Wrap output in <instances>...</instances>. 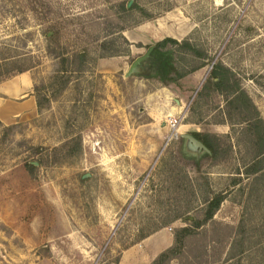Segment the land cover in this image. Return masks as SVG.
Listing matches in <instances>:
<instances>
[{
	"label": "rangeland",
	"instance_id": "rangeland-1",
	"mask_svg": "<svg viewBox=\"0 0 264 264\" xmlns=\"http://www.w3.org/2000/svg\"><path fill=\"white\" fill-rule=\"evenodd\" d=\"M117 2L0 0V83L26 73L40 102L0 123V264H151L163 249L142 240L173 236L212 192L225 194L213 217L219 241L203 237L208 224L193 241L208 244L205 264H264V175L246 173L256 147L225 92L199 93L221 62L264 120V0H132L153 18L127 15L138 22L123 31L127 52L82 72L48 52L42 32L53 26L69 50L86 42L96 57ZM165 36L207 55L185 54L181 67L205 65L168 85L142 76L148 61L125 77ZM170 116H180L177 134ZM192 131L220 137L216 161L185 151L180 134Z\"/></svg>",
	"mask_w": 264,
	"mask_h": 264
},
{
	"label": "trees",
	"instance_id": "trees-1",
	"mask_svg": "<svg viewBox=\"0 0 264 264\" xmlns=\"http://www.w3.org/2000/svg\"><path fill=\"white\" fill-rule=\"evenodd\" d=\"M128 3L129 0H118L116 3V8L111 12L114 23L113 28L103 35L100 44H97L96 49L100 53L96 57L90 58L91 51L86 42L69 50L68 44L62 36L61 29L53 26L46 28L42 32L47 43L48 52L54 54L64 68L69 66L71 70L76 72L86 70L90 61H95L97 58L112 57L127 52L131 43L123 35V31L138 23H127V15L136 14L148 19L153 18V15L146 8L136 2H133L130 6H128ZM111 14H108V16ZM94 24L97 23L82 26L81 31L85 33L87 29L91 30ZM107 35H112L113 37L106 38ZM96 41L98 42L99 40L97 39ZM122 45H124L123 51ZM137 45L140 46L141 44ZM150 46L153 49L148 60V72L142 76L156 79L162 85L177 83L181 78L205 65V63L201 62L189 68L181 67L180 63L185 59V54L207 59V55L188 40L180 41L171 36H165L146 46V48L148 49ZM223 92L226 94L228 114L233 113L239 117V123L244 124L250 134L251 141L256 147L251 164L249 168H246V173L264 175V120L248 94L238 87L233 72L221 62H217L212 66L209 78L205 81L199 93L205 96L211 93L216 96ZM33 95L38 108L39 98L34 92ZM190 134L200 140L210 151L209 153H203L199 159H206L212 162L218 159L221 152L220 137L218 135L211 132L198 131H192ZM236 182L233 181L235 184ZM224 198L225 194L223 192H212V196L205 200L203 206L196 212L197 214L185 217L187 225L174 230L171 245L160 251L153 258L151 264H205L207 262L205 257L208 253L206 250L208 244L204 243L202 248L197 250V246L193 243L194 238L198 234L196 230L208 224L210 227L204 230L203 237L206 238V232L210 230L209 241H219V235L216 234V229L214 228L216 221L213 217Z\"/></svg>",
	"mask_w": 264,
	"mask_h": 264
},
{
	"label": "crops",
	"instance_id": "crops-1",
	"mask_svg": "<svg viewBox=\"0 0 264 264\" xmlns=\"http://www.w3.org/2000/svg\"><path fill=\"white\" fill-rule=\"evenodd\" d=\"M108 67H117L124 70V62L122 65L107 64ZM111 65V66H110ZM127 70V69H126ZM198 70L195 72V74ZM24 76H16L17 80L9 79L0 83V121L3 123H11L17 117H21L26 114H32L36 111V101L33 96V83L31 78L24 73ZM173 241L172 235L165 234L162 230H159L149 237L142 240V243H148L149 250L159 248V250L165 249L171 245Z\"/></svg>",
	"mask_w": 264,
	"mask_h": 264
},
{
	"label": "water",
	"instance_id": "water-1",
	"mask_svg": "<svg viewBox=\"0 0 264 264\" xmlns=\"http://www.w3.org/2000/svg\"><path fill=\"white\" fill-rule=\"evenodd\" d=\"M132 0L129 1L128 6H130ZM153 49L150 46L143 54L136 57L127 70L124 72L125 77H129L133 74H141L146 71L144 64L149 60L150 52ZM146 73V72H145ZM180 137L185 141V151L193 155H200L203 153H209V149L197 138H195L190 133H181Z\"/></svg>",
	"mask_w": 264,
	"mask_h": 264
},
{
	"label": "built area",
	"instance_id": "built-area-1",
	"mask_svg": "<svg viewBox=\"0 0 264 264\" xmlns=\"http://www.w3.org/2000/svg\"><path fill=\"white\" fill-rule=\"evenodd\" d=\"M179 122L180 116H170L167 120V124L169 128L174 132V134H177Z\"/></svg>",
	"mask_w": 264,
	"mask_h": 264
},
{
	"label": "flooded vegetation",
	"instance_id": "flooded-vegetation-1",
	"mask_svg": "<svg viewBox=\"0 0 264 264\" xmlns=\"http://www.w3.org/2000/svg\"><path fill=\"white\" fill-rule=\"evenodd\" d=\"M148 66V64L146 65V67Z\"/></svg>",
	"mask_w": 264,
	"mask_h": 264
}]
</instances>
